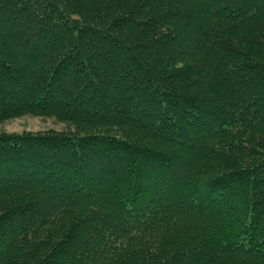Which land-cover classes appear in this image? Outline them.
I'll return each instance as SVG.
<instances>
[{
	"label": "trees",
	"instance_id": "16d2710c",
	"mask_svg": "<svg viewBox=\"0 0 264 264\" xmlns=\"http://www.w3.org/2000/svg\"><path fill=\"white\" fill-rule=\"evenodd\" d=\"M23 115L0 264H264V0H0Z\"/></svg>",
	"mask_w": 264,
	"mask_h": 264
},
{
	"label": "rangeland",
	"instance_id": "374dc122",
	"mask_svg": "<svg viewBox=\"0 0 264 264\" xmlns=\"http://www.w3.org/2000/svg\"><path fill=\"white\" fill-rule=\"evenodd\" d=\"M223 82L228 83L230 81L224 80ZM64 128V124L45 116L23 115L0 122V132L62 130Z\"/></svg>",
	"mask_w": 264,
	"mask_h": 264
}]
</instances>
